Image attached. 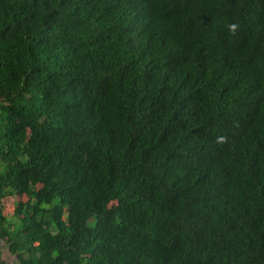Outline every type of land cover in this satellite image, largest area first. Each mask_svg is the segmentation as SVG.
I'll list each match as a JSON object with an SVG mask.
<instances>
[{
  "label": "trees",
  "instance_id": "16d2710c",
  "mask_svg": "<svg viewBox=\"0 0 264 264\" xmlns=\"http://www.w3.org/2000/svg\"><path fill=\"white\" fill-rule=\"evenodd\" d=\"M258 105L264 0H0V264H264Z\"/></svg>",
  "mask_w": 264,
  "mask_h": 264
},
{
  "label": "clouds",
  "instance_id": "9594fccd",
  "mask_svg": "<svg viewBox=\"0 0 264 264\" xmlns=\"http://www.w3.org/2000/svg\"><path fill=\"white\" fill-rule=\"evenodd\" d=\"M229 14H231V13L227 12L225 19H227V17L229 16ZM241 29L244 30V27L242 25H241ZM258 106L260 107L259 109L262 112V115H263L262 117H264V106H260V105H258Z\"/></svg>",
  "mask_w": 264,
  "mask_h": 264
}]
</instances>
